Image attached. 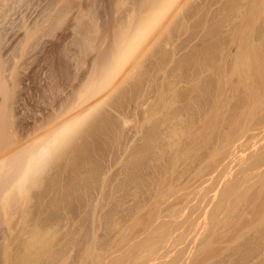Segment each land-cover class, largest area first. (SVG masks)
<instances>
[{
	"label": "bare ground",
	"instance_id": "obj_1",
	"mask_svg": "<svg viewBox=\"0 0 264 264\" xmlns=\"http://www.w3.org/2000/svg\"><path fill=\"white\" fill-rule=\"evenodd\" d=\"M32 1L0 0V264H264V0H46L6 47Z\"/></svg>",
	"mask_w": 264,
	"mask_h": 264
},
{
	"label": "rangeland",
	"instance_id": "obj_2",
	"mask_svg": "<svg viewBox=\"0 0 264 264\" xmlns=\"http://www.w3.org/2000/svg\"><path fill=\"white\" fill-rule=\"evenodd\" d=\"M36 1H38V0H33L31 4H33L34 2H35V3H34L35 5H37V3H40V1H38L37 3H36ZM46 2H47L46 0L42 1V2L40 3L41 5L39 4V6H37V7H36L35 5H34V7H32L31 4L28 6V5H26V4H27L26 2H23V3L21 4V6L19 7V9L16 11V14H13V15H12L13 12L10 13V15H9L8 18H7V21H10V22H11V29H12V30H10V28H9V26H8V25H10V22H9V23L6 25V29L9 28V30H7V38H8V42H7V44H8V45L6 44V47L9 48L11 45H12L11 47H13V46H14L13 44L17 41V39H19V38L21 37V31L17 30V26L21 25V16L23 15V17H25V19L27 20V23H32V22L34 21V19L37 17V15L41 12V10H42V6H44V3L46 4ZM25 3H26V4H25ZM27 6H28V7H27ZM30 6H31V7H30ZM35 7H36V8H35ZM10 16H11V17H10ZM13 21H14V22H13ZM66 21H67V20H66ZM12 23H13V24H12ZM68 32H69V31L66 30V25H64L62 28H60V29H58V30L55 31V33L53 34L54 37H42V38L40 39V42H38V43H39V44L37 45L38 47L35 48L33 52H31V55L34 54V56L37 55L38 58H43L45 55H47V51L49 52V50H50V49H49V48H50L49 45H50V44L54 43V44H56V45H58V44H59V45H60V44L62 45V44L67 43L68 41H70L71 38H69V39L67 38V37H69V36H68V35H69ZM66 34H67V37H66ZM66 39H67V40H66ZM66 41H67V42H66ZM44 42H45V43H44ZM44 44H45V45H44ZM41 46H43V47H41ZM40 48L43 49V50L40 51V50H39ZM39 51H40V52H39ZM31 55L29 54L28 56H31ZM41 64H42V62H41ZM41 64H40V65H41ZM31 67H32V65H30L29 68L31 69ZM35 69H36V71H37V72L35 71L36 74H37V75L35 76V83H37V85L34 83L33 87L35 86V88H36V87L39 86V85H38V84H39V83H38L39 81H40V83L43 84V82H44V78H43V77H44L45 75H44V72H43V71H42L43 73H40L41 71L38 72V69H39V68H35ZM28 71H29V69H28ZM28 71H27V72H28ZM44 71H45V69H44ZM38 76H39V77H38ZM37 77H38V78H37ZM36 78H37V79H36ZM39 78H40V80H39ZM42 78H43V79H42ZM37 80H39V81L37 82ZM45 81H46V80H45ZM28 84H29V81H28V82L26 81L24 86H26V85L28 86ZM30 86H32V84H31ZM29 92H30V91H29ZM30 94H31V92H30ZM30 94H29V95H30ZM29 95H28V96H29ZM28 96H24V97H26V101H27V99H29L30 97H32V96H30L29 98H27ZM27 102H28V104H30V105L27 106L28 108H30L29 106H33V107H31V109H34L33 111H35V110H40V109H38V107H40V106H39V105L36 106L35 103H34V101H32V100L29 101V100H28ZM34 106H35L37 109H35ZM22 111L24 112V110H22ZM23 112H20V113H21V114H24ZM29 113H30V111H29ZM29 113H28V114H29ZM112 114H114V113H112ZM114 115H115V114H114ZM129 125H130V124H129ZM116 168L120 169L121 166H117ZM116 168L114 167V170H115ZM122 168H123V166H122ZM114 170H111V173H112V174H113V171H114ZM115 172H117V173H118V172H122V173L124 174L125 171H124V169H122V170L120 169V171L115 170ZM115 172H114V173H115ZM111 173H110V175L112 176V177H111L112 179H113L115 176H117V177H116L117 179H116V178H114V179H116V180H120V178L123 176L122 173H120L122 176H121L120 174H119V176H118V175H116V174H117V173H116V174H113V175H115V176L113 177V175H112ZM110 175H109V176H110ZM151 175H152V173H150V174H148V175H144V176H146L147 180H148V179L150 180L151 177H152ZM65 176H66V174H65ZM65 176H64V181H66V179H68V178H67L68 175H67L66 177H65ZM144 176H142V178H144ZM147 176H148V177H147ZM150 176H151V177H150ZM149 177H150V178H149ZM118 178H119V179H118ZM146 178H144V181H145ZM114 179H113V180H114ZM64 181H63L62 183H65ZM66 182H67V181H66ZM116 182H117V181L114 180L113 184L115 185ZM145 182H149V181H145ZM117 184H118V183H117ZM117 184H116V185H117ZM116 185H115L114 188H116ZM133 187H134V186H131L129 189H131V188H133ZM107 190H109V188L106 189V192H107ZM114 190H115L117 196H116L115 192H113L115 198H113V194H111L113 200L111 199V200H108V201H111V202L113 201V203H112V204H109V202L106 201V205H105V206H107V207H108V204H109V206L114 205V203L116 202V199H117L118 195H120V196L118 197V199H121V198H120V197H121V194H122V196H123V192H121L120 189H118V190H120V191H119V194H118V192H117V189H114ZM114 190H113V191H114ZM138 190H140V189L137 188L136 191H138ZM130 191L132 192L133 189H131ZM126 194H127V192H125V195H126ZM133 194H134V192H133ZM82 196H83V194H82ZM82 196H80V198L83 199ZM126 196H127V195H126ZM129 196H130V195H129ZM129 196H128V198H126V197H122V198H123L122 201H125L126 203H128V202L126 201V199L128 200V199L130 198ZM71 198H72V199H70V198H69V199H70V200H73V199H74V201L76 200V202H77V201L80 202L79 200H82V199H80L79 197H74V196H72ZM77 198H78V199H77ZM124 198H125V199H124ZM69 199H68V200H69ZM118 199H117V200H118ZM68 200H67V202L70 201V200H69V201H68ZM65 201H66V199H65ZM67 202H66L65 204L69 205ZM76 202H73V201H72V203H74V204H75ZM72 203H71L70 205H71V207L73 208V207H74V204L72 205ZM80 203H82V201H81ZM102 203H104V202H102ZM107 203H108V204H107ZM126 203H124V205L121 207V209H120L121 211L125 210L126 207L129 205V203H131V202L129 201V203L127 204V206L125 205ZM131 204H132V203H131ZM78 205H79V204H76V205H75V207H76V208L74 207V208H75V211L77 210V206H78ZM71 207L69 206V208H71ZM107 207H105V209H103V210H104L103 212L106 211ZM112 207H113V206H111V209H112ZM69 208H68V209H69ZM72 208H71V209H72ZM74 208H73V209H74ZM109 208H110V207H109ZM109 208H108V209H109ZM123 208H125V209H123ZM71 209H70V210H71ZM73 209H72V210H73ZM108 209H107V211H108ZM122 209H123V210H122ZM107 211H106V212H107ZM109 211H110V209H109ZM54 212H56V211H54ZM58 212H59V215H58L57 212L54 213L55 216L58 217L57 220L61 219V217H62V216H61L62 214H60L61 212H60V211H58ZM74 213L76 214L77 211L74 212ZM74 213H73V214H74ZM56 214H57V215H56ZM85 217H86V215H85ZM60 221H66V220H59V222H56V223H58V224H55V223H54V224L57 225V226H58L59 224H60V225H63L64 222H63V224H62ZM55 225H54V226H55ZM87 225H88V223H87ZM87 225H86V228L88 227ZM52 228L54 229L53 226H52ZM57 229H58V230H57ZM62 229H65V230H66V227H65V228H62ZM62 229H61L60 232L63 233V231H64V234H65V233H66L65 230L62 231ZM54 230H55V229H54ZM54 230H53V233L55 232ZM57 231H58V233H59V228H56V233H57ZM56 233H54V234H56ZM64 234H62V235L64 236ZM57 235H58V237H57ZM59 235H60V236H59ZM56 237H57V239H59V237H61V233H60V234H56ZM64 237H65V236H64ZM55 239H56V238H55ZM57 239H56V240L53 239L52 242H54V243L51 242L52 245L50 244L51 246L55 245V246L52 247V249L56 247L55 249H53L54 251L52 250L51 252H56V253H57V252H59V251H57V250L59 249V250H60V253H61L62 251H64V252H62V253H64V255H66V252H65V251H66V242H65V241H66V240H65L66 238H63L64 241L62 240V238H60V239L58 240L59 242H60V240L63 241V242H65L64 245L62 244V242L59 243V246H60L61 244L63 245V246H60V248L62 247L63 250H62V248H61V249L58 248L59 246L56 245ZM57 243H58V242H57ZM64 246H65V248H64ZM50 248H51V247H50ZM72 255H74V253H72ZM69 262H71V260H69L68 263H69ZM65 264H67V263L65 262ZM69 264H70V263H69Z\"/></svg>",
	"mask_w": 264,
	"mask_h": 264
}]
</instances>
